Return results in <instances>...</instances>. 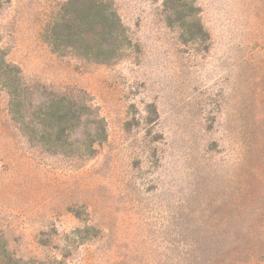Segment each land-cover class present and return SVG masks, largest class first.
I'll list each match as a JSON object with an SVG mask.
<instances>
[{"label":"rangeland","instance_id":"rangeland-1","mask_svg":"<svg viewBox=\"0 0 264 264\" xmlns=\"http://www.w3.org/2000/svg\"><path fill=\"white\" fill-rule=\"evenodd\" d=\"M68 1L0 0V264H264V0H111L109 63L47 45ZM61 97L54 153L37 112Z\"/></svg>","mask_w":264,"mask_h":264},{"label":"trees","instance_id":"trees-1","mask_svg":"<svg viewBox=\"0 0 264 264\" xmlns=\"http://www.w3.org/2000/svg\"><path fill=\"white\" fill-rule=\"evenodd\" d=\"M68 3L72 6L74 0ZM79 5L78 17L63 19L62 24H49L45 29L43 37L51 51L69 53L96 63L120 60L130 44L111 0H81ZM9 94L13 120L20 124L30 142L36 141L38 132L32 126L33 121L28 120L19 99L12 92ZM68 100L67 97H61L38 109V125L42 131L40 139L48 147L47 151L55 153L62 149L70 140L65 133L72 132L74 123L79 121L72 108L62 105ZM103 131L102 128V135ZM88 150L92 151L91 144Z\"/></svg>","mask_w":264,"mask_h":264}]
</instances>
